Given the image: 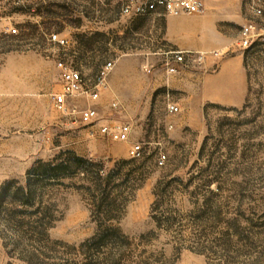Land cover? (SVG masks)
I'll return each instance as SVG.
<instances>
[{"label":"rangeland","instance_id":"obj_1","mask_svg":"<svg viewBox=\"0 0 264 264\" xmlns=\"http://www.w3.org/2000/svg\"><path fill=\"white\" fill-rule=\"evenodd\" d=\"M204 2L219 56L169 75L162 18L123 16L120 0H0V187L32 192L0 202V264H264V5ZM57 60L87 79L115 65L96 100L62 112ZM118 122L128 141L99 133Z\"/></svg>","mask_w":264,"mask_h":264},{"label":"built area","instance_id":"obj_2","mask_svg":"<svg viewBox=\"0 0 264 264\" xmlns=\"http://www.w3.org/2000/svg\"><path fill=\"white\" fill-rule=\"evenodd\" d=\"M15 3H20L23 0H13ZM264 0H251V9L255 15L263 13L262 6ZM120 14L130 17H142L148 15L157 16H180V15H201L206 11L204 0H120ZM256 25L253 22H248L242 26L239 45L246 47L251 44L252 38L255 35ZM12 33L16 29H11ZM50 40L58 46L65 47L68 45L67 39L58 34H51ZM214 54H218L216 51ZM164 63L167 73L177 72V69L172 65L173 62L183 63L185 65L191 63H200L205 53L191 50H169L165 52ZM114 60H108L100 66L94 75L87 79L83 73L75 66L68 64L63 60H57L56 66L61 74V91L52 95L54 107L62 112L68 111L67 101L74 100L76 97H83L88 100H96L100 92L107 87V78L114 68ZM112 106L117 107L116 103ZM167 111L176 113L179 111L175 103H168ZM97 110L95 107L88 106L79 111V122L82 124H90L97 118ZM132 125L128 122H118L114 125L103 123L99 126V133L107 136L115 141H128ZM143 152L142 144L134 142L128 149V155L131 158H138ZM165 155L159 154L157 164L163 165Z\"/></svg>","mask_w":264,"mask_h":264},{"label":"crops","instance_id":"obj_3","mask_svg":"<svg viewBox=\"0 0 264 264\" xmlns=\"http://www.w3.org/2000/svg\"><path fill=\"white\" fill-rule=\"evenodd\" d=\"M152 18H162V21L164 23V39L174 49L208 53L210 51H218V48L222 46V43L218 41L212 34L214 33V30L212 29V27H210V25L212 24V19L209 16L152 15ZM213 56L217 57L219 56V54H214ZM163 57L165 58V55ZM207 58L208 56L207 54H205L203 63L206 62ZM172 65L177 69V71L189 67L188 65L178 62H173ZM167 74L175 75L176 72ZM154 81L155 84H157L156 86L164 84V81H162L160 77L156 78ZM128 105L132 106V102L130 101Z\"/></svg>","mask_w":264,"mask_h":264},{"label":"trees","instance_id":"obj_4","mask_svg":"<svg viewBox=\"0 0 264 264\" xmlns=\"http://www.w3.org/2000/svg\"><path fill=\"white\" fill-rule=\"evenodd\" d=\"M16 190L14 192L9 191L10 188L7 187L6 184H3L0 187V202L3 199L4 196H8L11 201H18L24 204H29V199L32 195V192H25L24 187L18 186L15 188ZM48 216L47 212H43V215L41 216V219H45ZM40 219V220H41ZM41 225L44 226V223L40 221Z\"/></svg>","mask_w":264,"mask_h":264}]
</instances>
